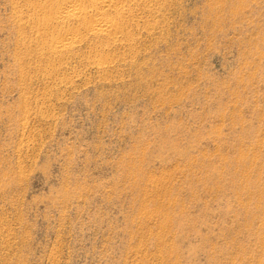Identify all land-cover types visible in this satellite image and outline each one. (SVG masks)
Instances as JSON below:
<instances>
[{
  "label": "rangeland",
  "instance_id": "1",
  "mask_svg": "<svg viewBox=\"0 0 264 264\" xmlns=\"http://www.w3.org/2000/svg\"><path fill=\"white\" fill-rule=\"evenodd\" d=\"M55 1L0 0L1 264H264V0L52 57Z\"/></svg>",
  "mask_w": 264,
  "mask_h": 264
},
{
  "label": "bare ground",
  "instance_id": "2",
  "mask_svg": "<svg viewBox=\"0 0 264 264\" xmlns=\"http://www.w3.org/2000/svg\"><path fill=\"white\" fill-rule=\"evenodd\" d=\"M141 2V0H56L52 2L42 21L46 28L51 27L55 29V32L50 37L44 52H48L52 57L68 55L77 46L86 42L90 36L106 39L111 44H119L123 40L128 42L130 32L126 26L129 23L128 20L131 23V20L135 19V8L139 7ZM145 2L149 4L153 1ZM2 226L0 218V259L4 248Z\"/></svg>",
  "mask_w": 264,
  "mask_h": 264
}]
</instances>
